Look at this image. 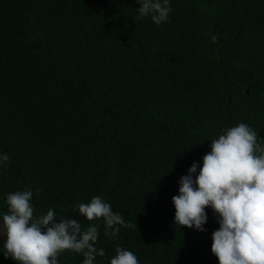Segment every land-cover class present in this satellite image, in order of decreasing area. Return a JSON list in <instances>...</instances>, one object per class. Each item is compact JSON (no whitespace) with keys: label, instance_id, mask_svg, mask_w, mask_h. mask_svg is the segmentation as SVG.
<instances>
[{"label":"trees","instance_id":"16d2710c","mask_svg":"<svg viewBox=\"0 0 264 264\" xmlns=\"http://www.w3.org/2000/svg\"><path fill=\"white\" fill-rule=\"evenodd\" d=\"M170 5L158 26L136 0H0V223L7 194L31 190L35 216L98 225L94 264L117 247L139 264H219L212 209L204 232L180 227L172 197L224 129L247 123L264 144V0ZM97 195L137 226L105 237L77 207Z\"/></svg>","mask_w":264,"mask_h":264},{"label":"clouds","instance_id":"9594fccd","mask_svg":"<svg viewBox=\"0 0 264 264\" xmlns=\"http://www.w3.org/2000/svg\"><path fill=\"white\" fill-rule=\"evenodd\" d=\"M139 18L150 17L156 25L169 19L170 0H136ZM247 123L223 130L211 140V150L203 156V166L194 162L188 174L180 178L179 194L172 197L175 225L204 232L208 222L206 209L211 208L219 224L212 233V254L219 264H264V144ZM10 157L0 153V167ZM39 195V193H36ZM31 190L7 194V211L0 224V254L16 264H59L60 254H82V264H94L103 257V248L95 245L98 225L87 228L72 218H57L55 209L35 216ZM88 221L102 220L104 235L116 237L125 223L103 197L77 205ZM58 221V222H57ZM110 264H139L137 256L117 247Z\"/></svg>","mask_w":264,"mask_h":264},{"label":"rangeland","instance_id":"374dc122","mask_svg":"<svg viewBox=\"0 0 264 264\" xmlns=\"http://www.w3.org/2000/svg\"><path fill=\"white\" fill-rule=\"evenodd\" d=\"M0 224H2V223H0ZM3 239H6V237L0 238V246H2Z\"/></svg>","mask_w":264,"mask_h":264}]
</instances>
